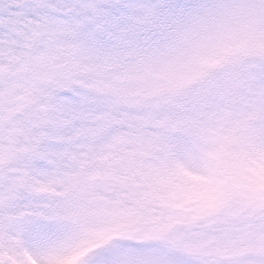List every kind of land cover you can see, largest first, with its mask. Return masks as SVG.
I'll use <instances>...</instances> for the list:
<instances>
[{
  "label": "snow or ice",
  "instance_id": "snow-or-ice-1",
  "mask_svg": "<svg viewBox=\"0 0 264 264\" xmlns=\"http://www.w3.org/2000/svg\"><path fill=\"white\" fill-rule=\"evenodd\" d=\"M0 264H264V0H0Z\"/></svg>",
  "mask_w": 264,
  "mask_h": 264
}]
</instances>
